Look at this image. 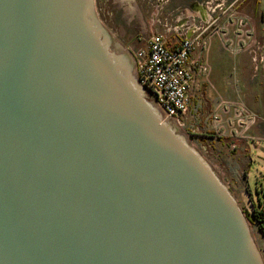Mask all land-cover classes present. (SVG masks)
I'll list each match as a JSON object with an SVG mask.
<instances>
[{
  "label": "water",
  "instance_id": "obj_1",
  "mask_svg": "<svg viewBox=\"0 0 264 264\" xmlns=\"http://www.w3.org/2000/svg\"><path fill=\"white\" fill-rule=\"evenodd\" d=\"M93 4L0 0V264H261Z\"/></svg>",
  "mask_w": 264,
  "mask_h": 264
},
{
  "label": "crops",
  "instance_id": "obj_2",
  "mask_svg": "<svg viewBox=\"0 0 264 264\" xmlns=\"http://www.w3.org/2000/svg\"><path fill=\"white\" fill-rule=\"evenodd\" d=\"M157 2L159 7L170 3L169 0ZM208 2L183 0L181 4H175L170 21L162 18L154 20L156 30L152 36L162 35L166 45L174 47L183 39L193 37L199 29H208L203 35L205 49L197 50L192 55L200 57L208 70L195 78L190 91V111L184 119L190 118L193 126L195 120L192 119H206L203 128H218L222 137L236 147L233 157L246 156L249 168L253 152L264 151L261 147L264 145V30L261 27L264 23V1L257 3L254 17L244 11L238 17L251 35L249 49L238 52L229 51L223 46L222 28L229 25L231 17L213 13ZM231 38L235 43L233 29ZM239 107L246 108L253 115L249 123L235 120L239 119L235 112ZM206 162L215 169L212 170L221 180L224 174L217 170L215 164Z\"/></svg>",
  "mask_w": 264,
  "mask_h": 264
},
{
  "label": "rangeland",
  "instance_id": "obj_3",
  "mask_svg": "<svg viewBox=\"0 0 264 264\" xmlns=\"http://www.w3.org/2000/svg\"><path fill=\"white\" fill-rule=\"evenodd\" d=\"M157 1L109 0V3L106 4V0H96L93 6L96 14L97 10L99 13V6L103 11L100 18L98 15L96 16L99 21L103 22L104 19L110 21L115 36L113 37L111 34L109 36L113 37L117 50L121 48L123 55L131 61L132 80L143 91L144 99L151 104L160 121L174 129L177 136L181 137L189 147L196 151L204 160L210 162V164H215L217 170L224 174L223 177L221 176V181L231 192L260 263L264 264V222L261 229L253 217L254 209L258 212H264V151L253 152L252 163L248 168L246 156L242 155L241 158L233 157L236 147L234 148L232 142L222 137V132L218 128L214 130L203 128V121L206 119L202 120L201 118L192 119L195 120L194 126L191 125L190 118H183L179 122L167 119L149 94L138 84L136 61L133 52L138 48H142L145 45V41L154 34L153 32L156 30L153 26L154 20L162 18L170 21L175 4H181L183 0H173L162 7H159ZM213 1L219 3L221 0ZM225 1V6L229 10L218 12V14L221 13V16L224 15L227 18L231 17L230 19L233 23H229L222 29H236V22H239L238 17L243 11L250 14L251 17H254L257 13L256 6L259 0ZM261 27L264 30V23L261 24ZM218 34L221 35L220 32ZM239 111H241L242 117L239 119L235 118L236 121L249 123L253 118V115L246 108L239 107ZM261 147L264 149V145ZM212 169L215 171L213 167Z\"/></svg>",
  "mask_w": 264,
  "mask_h": 264
},
{
  "label": "built area",
  "instance_id": "obj_4",
  "mask_svg": "<svg viewBox=\"0 0 264 264\" xmlns=\"http://www.w3.org/2000/svg\"><path fill=\"white\" fill-rule=\"evenodd\" d=\"M208 4L215 14L226 11L225 0L219 3L209 0ZM236 24V29H233L235 43L231 38L230 29H223L221 32L224 48L234 52L249 49V31L242 21ZM207 30L199 29L193 37L183 39L174 47H168L162 35H154L142 48L133 52L138 84L149 94L167 119L179 122L190 111V91L195 78L208 70L200 57L192 55L197 50L205 49L206 41L203 35ZM235 112L237 117H242L237 108Z\"/></svg>",
  "mask_w": 264,
  "mask_h": 264
},
{
  "label": "flooded vegetation",
  "instance_id": "obj_5",
  "mask_svg": "<svg viewBox=\"0 0 264 264\" xmlns=\"http://www.w3.org/2000/svg\"><path fill=\"white\" fill-rule=\"evenodd\" d=\"M170 2L172 1V0H169ZM96 2V0H94V3ZM109 3V0H106V4H108ZM97 7V6H96ZM107 7V6H106ZM94 12H96V11H94ZM100 13V14H99ZM99 13H98V10H97V14L95 13V15L97 16H99V18H100V15H102V13H103V11L101 10V8H100V6H99ZM98 18V17H97ZM99 18H98V21H99ZM99 23L101 24V26L108 32V34H111V36H115L114 35V29H113V27L111 26V23H110V21H108V20H106V19H104L103 20V22H101V21H99ZM112 37V38H113ZM112 51V50H111ZM169 128H171V127H169ZM175 134H176V131H175ZM177 135V134H176Z\"/></svg>",
  "mask_w": 264,
  "mask_h": 264
},
{
  "label": "trees",
  "instance_id": "obj_6",
  "mask_svg": "<svg viewBox=\"0 0 264 264\" xmlns=\"http://www.w3.org/2000/svg\"><path fill=\"white\" fill-rule=\"evenodd\" d=\"M254 211V220L259 224L260 228L262 229V224L264 221H262L264 219V212L263 211H256V209L253 210Z\"/></svg>",
  "mask_w": 264,
  "mask_h": 264
}]
</instances>
